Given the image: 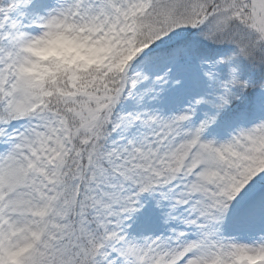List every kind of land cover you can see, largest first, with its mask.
<instances>
[{"label": "snow or ice", "instance_id": "snow-or-ice-1", "mask_svg": "<svg viewBox=\"0 0 264 264\" xmlns=\"http://www.w3.org/2000/svg\"><path fill=\"white\" fill-rule=\"evenodd\" d=\"M0 264H264V0H0Z\"/></svg>", "mask_w": 264, "mask_h": 264}, {"label": "clouds", "instance_id": "clouds-1", "mask_svg": "<svg viewBox=\"0 0 264 264\" xmlns=\"http://www.w3.org/2000/svg\"><path fill=\"white\" fill-rule=\"evenodd\" d=\"M54 43L58 44L59 42L57 41V42H54ZM37 51H38V53L40 55H45V54H47V52L49 51V49L42 48V49H38Z\"/></svg>", "mask_w": 264, "mask_h": 264}]
</instances>
